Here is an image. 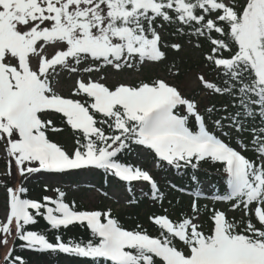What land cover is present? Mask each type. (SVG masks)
I'll list each match as a JSON object with an SVG mask.
<instances>
[{
    "label": "snow or ice",
    "instance_id": "snow-or-ice-1",
    "mask_svg": "<svg viewBox=\"0 0 264 264\" xmlns=\"http://www.w3.org/2000/svg\"><path fill=\"white\" fill-rule=\"evenodd\" d=\"M185 45L207 70L190 84ZM0 154L3 264H264V0H0ZM82 172L162 213L128 228L26 186Z\"/></svg>",
    "mask_w": 264,
    "mask_h": 264
},
{
    "label": "trees",
    "instance_id": "trees-1",
    "mask_svg": "<svg viewBox=\"0 0 264 264\" xmlns=\"http://www.w3.org/2000/svg\"><path fill=\"white\" fill-rule=\"evenodd\" d=\"M191 69L196 70V71H203L205 74H207V70L203 69L201 66V61L198 59L195 62H192L190 65ZM179 70L180 72V79L182 76L185 74V70L179 66L176 63V68L173 69V71ZM178 78V79H179ZM251 155V153H249ZM4 167V160L2 154H0V169H3ZM209 173V181H218V177L216 176L215 172L212 170H208ZM152 175L154 178L158 181L161 189L165 192H168L169 189L167 188V182L169 180H172L175 183H180L181 181L178 178H174L173 176H169L167 173L164 172H152ZM201 179H205V175L202 173L201 174ZM184 183H187V180H184ZM111 184H106L104 179H103V174H97L96 175V183L95 187L96 189L100 192V197L102 198L103 201H106V198L103 195L104 191H108L109 187ZM51 187H61L63 190L67 192V200L68 202H71L73 199L76 200L78 205H82L83 208L89 209L87 205L84 203L80 202L79 199L73 194L69 192V189L64 186V185H50ZM29 189V194L31 198H40L43 195H53L52 192L44 193L43 192V184L40 182H34L30 183L28 186ZM178 195L176 193H172L168 198L171 199L172 196ZM140 203L136 205H125L124 208L120 211H114V214H116L121 222L124 224L125 227L131 228L134 227L135 223L140 222L143 223L147 226L148 220L147 217L152 214V213H162V208L160 207L159 204L153 205V203L149 200L144 199L143 197H140ZM104 202L101 203V206H95L93 208H105L103 207ZM175 204V200H173V205ZM173 205H169L167 200H165L163 207L165 208H172ZM188 205V200L187 198H183L182 205L184 209H187ZM176 210H179L178 208ZM33 230H42L46 227V223L43 220H39V223L35 226H31ZM82 233L79 231H73L68 233L70 236H80ZM7 249L0 248V264H3V257L6 253ZM2 253V254H1ZM16 255H21L25 258V260L28 261V264H80V262L76 258H71V257H65V256H60V257H53L49 255H39L35 254L32 252H29L28 250H21L17 248L16 250Z\"/></svg>",
    "mask_w": 264,
    "mask_h": 264
},
{
    "label": "rangeland",
    "instance_id": "rangeland-1",
    "mask_svg": "<svg viewBox=\"0 0 264 264\" xmlns=\"http://www.w3.org/2000/svg\"><path fill=\"white\" fill-rule=\"evenodd\" d=\"M169 59H175L176 63L186 71L181 79L179 78L176 80L177 83L184 82V84H190L195 74L200 72L193 70L190 67L192 62L198 60V52L189 45H185L184 51L180 53H174L170 51ZM154 71L157 74H160L163 70L156 69ZM96 175L97 174L82 172L78 175L65 176L60 180H56L48 176V174H45V177L43 178L33 179L27 182L26 186L34 182H40L43 185L45 183H48L49 185H64L69 189L70 193H73L79 199V201L87 205L89 209H92L95 206H101V203L104 202L103 207H112L114 211L122 210L126 205L124 203L126 198L124 189L110 185L107 191L109 196L106 198V201H103L100 197V192L95 187ZM117 200H120V203H117ZM3 212L4 193L3 191H0V218L3 217Z\"/></svg>",
    "mask_w": 264,
    "mask_h": 264
}]
</instances>
